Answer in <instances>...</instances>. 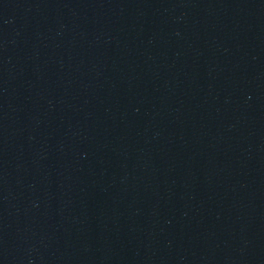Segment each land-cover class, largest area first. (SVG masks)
<instances>
[{
  "label": "water",
  "instance_id": "1",
  "mask_svg": "<svg viewBox=\"0 0 264 264\" xmlns=\"http://www.w3.org/2000/svg\"><path fill=\"white\" fill-rule=\"evenodd\" d=\"M0 264H264V0H0Z\"/></svg>",
  "mask_w": 264,
  "mask_h": 264
}]
</instances>
